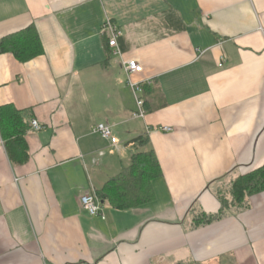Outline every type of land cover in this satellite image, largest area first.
Wrapping results in <instances>:
<instances>
[{
    "label": "crops",
    "instance_id": "obj_1",
    "mask_svg": "<svg viewBox=\"0 0 264 264\" xmlns=\"http://www.w3.org/2000/svg\"><path fill=\"white\" fill-rule=\"evenodd\" d=\"M106 21L121 58L142 67L133 80L150 82L144 120L131 119ZM29 26L42 55L0 51V107L41 126L22 165L0 135V264H264V192L191 227L219 210L220 185L264 165V0H0V43ZM100 123L116 148L93 132ZM148 150L162 172L149 204L104 203L103 220L81 208Z\"/></svg>",
    "mask_w": 264,
    "mask_h": 264
},
{
    "label": "trees",
    "instance_id": "obj_2",
    "mask_svg": "<svg viewBox=\"0 0 264 264\" xmlns=\"http://www.w3.org/2000/svg\"><path fill=\"white\" fill-rule=\"evenodd\" d=\"M0 51L11 53L21 62H29L42 55L43 48L34 26L3 39ZM145 92V91H144ZM144 94V93H143ZM30 128L22 112L11 106L0 107V135L10 162L25 164L29 159L25 135ZM139 146L147 140L139 137L133 141ZM162 176L160 165L152 150L135 154L131 163L121 174L108 181L95 197L115 210L125 211L149 204L154 199L152 182ZM264 192V165L230 180L225 188L217 190L220 208L216 213L197 212L191 218L193 229L218 222L229 215H236L248 209V199Z\"/></svg>",
    "mask_w": 264,
    "mask_h": 264
},
{
    "label": "built area",
    "instance_id": "obj_3",
    "mask_svg": "<svg viewBox=\"0 0 264 264\" xmlns=\"http://www.w3.org/2000/svg\"><path fill=\"white\" fill-rule=\"evenodd\" d=\"M102 34L107 38L108 48L113 50V53L118 56L121 60L122 70L126 78V86L131 90L133 98L135 101V111L131 114V119L133 120H144L146 116V110L144 107L143 100V87L149 85L150 82H136L133 80V76L140 74L142 72V67L134 60L125 61L121 58L119 51L117 49V39L121 37L122 32L111 22L106 21L102 29ZM222 64L219 65L221 67ZM30 127L32 131H39L41 126L36 120L30 122ZM164 132H170L171 128L161 127ZM93 132L98 134L103 140L110 143L112 147L118 145L117 139L112 134V126L107 123L97 124L93 128ZM81 208L91 217H99L102 220L104 216L102 214V205L99 200L91 195L84 194L79 199Z\"/></svg>",
    "mask_w": 264,
    "mask_h": 264
},
{
    "label": "rangeland",
    "instance_id": "obj_4",
    "mask_svg": "<svg viewBox=\"0 0 264 264\" xmlns=\"http://www.w3.org/2000/svg\"><path fill=\"white\" fill-rule=\"evenodd\" d=\"M227 183H228V182H227ZM225 186H226V184H225V185H224V184H223V185H220V186L218 187V190H221V191H222V190L225 188ZM213 190H214V189H213Z\"/></svg>",
    "mask_w": 264,
    "mask_h": 264
}]
</instances>
